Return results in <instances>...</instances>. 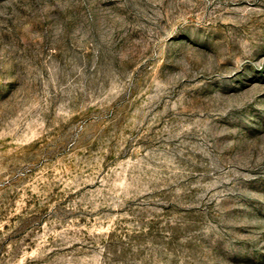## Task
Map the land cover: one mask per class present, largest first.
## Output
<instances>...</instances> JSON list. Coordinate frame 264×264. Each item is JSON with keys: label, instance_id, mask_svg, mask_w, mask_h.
I'll return each instance as SVG.
<instances>
[{"label": "rangeland", "instance_id": "374dc122", "mask_svg": "<svg viewBox=\"0 0 264 264\" xmlns=\"http://www.w3.org/2000/svg\"><path fill=\"white\" fill-rule=\"evenodd\" d=\"M0 264H264V0H0Z\"/></svg>", "mask_w": 264, "mask_h": 264}]
</instances>
